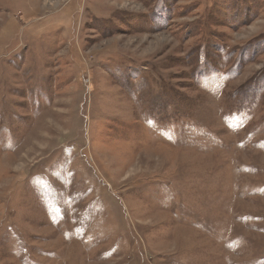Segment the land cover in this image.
I'll list each match as a JSON object with an SVG mask.
<instances>
[{"label": "rangeland", "instance_id": "rangeland-1", "mask_svg": "<svg viewBox=\"0 0 264 264\" xmlns=\"http://www.w3.org/2000/svg\"><path fill=\"white\" fill-rule=\"evenodd\" d=\"M0 264H264V0H0Z\"/></svg>", "mask_w": 264, "mask_h": 264}]
</instances>
